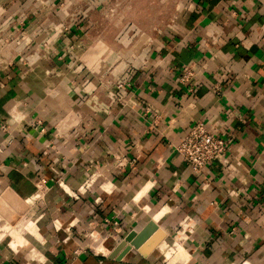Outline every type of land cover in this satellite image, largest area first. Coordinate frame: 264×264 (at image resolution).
I'll list each match as a JSON object with an SVG mask.
<instances>
[{
    "label": "crops",
    "instance_id": "obj_1",
    "mask_svg": "<svg viewBox=\"0 0 264 264\" xmlns=\"http://www.w3.org/2000/svg\"><path fill=\"white\" fill-rule=\"evenodd\" d=\"M167 3L149 32L126 0H0V203L28 242L0 264H264V0ZM195 121L227 144L198 173ZM149 219L147 254L85 235L111 251Z\"/></svg>",
    "mask_w": 264,
    "mask_h": 264
},
{
    "label": "built area",
    "instance_id": "obj_2",
    "mask_svg": "<svg viewBox=\"0 0 264 264\" xmlns=\"http://www.w3.org/2000/svg\"><path fill=\"white\" fill-rule=\"evenodd\" d=\"M194 75V67L186 66L180 73V80L184 84H191ZM175 149L191 169L198 173L209 163L220 159L227 149V144L225 139L211 133L201 121H195L189 126ZM59 184L62 186L61 182ZM85 235L91 240V244L96 238L100 242L103 241L94 227L85 231Z\"/></svg>",
    "mask_w": 264,
    "mask_h": 264
},
{
    "label": "rangeland",
    "instance_id": "obj_3",
    "mask_svg": "<svg viewBox=\"0 0 264 264\" xmlns=\"http://www.w3.org/2000/svg\"><path fill=\"white\" fill-rule=\"evenodd\" d=\"M126 1L128 2V4H127V7L124 9V11L126 13H131L132 17H134V18H138V19L140 18L141 20H143L141 22L134 23L138 27H140L142 29L148 28L147 30L150 32L152 30L155 31L158 28L163 29V27L166 25L165 21H163V22L157 21L158 19H161V18H159V14H158V16L156 15V12H162V16L166 15V13L170 10V6L167 5V4H169V3H167V0H165L166 4L161 3L162 0H126ZM155 1H157V2H155ZM143 3H146V4H143ZM130 4L131 5L133 4V5L131 7H129ZM134 40L135 39H132V43L134 42ZM30 201H32V200H30ZM28 204H29V202H25V206H23L24 207L23 209L28 208ZM0 207H1L0 208L1 209L0 215H2L5 218V223H4V219L0 218V226L5 225L6 223H10L8 225H10L11 229H15L16 231L18 230L17 232L20 233V235H22L21 231L18 229V228H21V226L24 224L22 219H18L17 221H14V222L9 221L8 219L12 215H16V213L14 214V212H12L13 208H11L10 206H6V202L4 204L0 203ZM2 207H4V209ZM8 207H10V208H8ZM23 220H24V218H23ZM168 237L170 238L172 236L169 235ZM6 239L10 240V237L8 236V234L6 236ZM153 241H151L150 244H148V246H147L148 249L150 247L152 248V246L155 244V241L154 242Z\"/></svg>",
    "mask_w": 264,
    "mask_h": 264
},
{
    "label": "water",
    "instance_id": "obj_4",
    "mask_svg": "<svg viewBox=\"0 0 264 264\" xmlns=\"http://www.w3.org/2000/svg\"><path fill=\"white\" fill-rule=\"evenodd\" d=\"M151 235V241L156 239L160 240L164 233L159 229L158 225L153 220L149 219L138 231H128L123 236V238L111 249L106 257L120 260L132 249L139 250L142 254H147L152 248L146 249V245L142 246V243L148 236ZM151 241H149L147 244H150ZM152 247H154V245Z\"/></svg>",
    "mask_w": 264,
    "mask_h": 264
},
{
    "label": "bare ground",
    "instance_id": "obj_5",
    "mask_svg": "<svg viewBox=\"0 0 264 264\" xmlns=\"http://www.w3.org/2000/svg\"><path fill=\"white\" fill-rule=\"evenodd\" d=\"M144 209L148 210L147 207H145ZM159 216H160L159 212H158V214L155 213V214L152 215V217L154 218V221L157 218H159ZM8 224H10V223H6L5 225L0 227V231H1L0 232V237H2V235H4L5 233L8 234V236L10 237V240L8 242L9 247L11 249H14V250H19L20 248H23V246H25V247L28 246L27 245L28 244L27 239H25L22 235H20V233L17 232L18 230L16 231L15 229H11L10 225H8ZM29 228H30L31 232L35 233V231H36L35 230V226L29 227ZM171 240H172V243H173V249L172 250H168L167 253H166L167 256L170 259L169 262H171L172 260L176 259L177 257H185L186 258L188 254L182 248V246H181L180 242L178 241L177 237L173 238ZM163 245H166V244L163 243ZM92 246H93L94 250L97 253L108 254L110 252V251L107 250V248L105 246H103L100 243L98 238L95 239V241L92 244ZM31 254L32 255H36V251L34 249H31Z\"/></svg>",
    "mask_w": 264,
    "mask_h": 264
}]
</instances>
